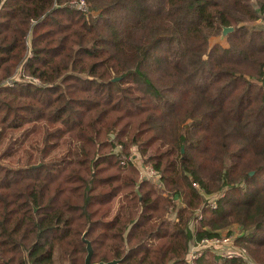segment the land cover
<instances>
[{
    "label": "trees",
    "instance_id": "16d2710c",
    "mask_svg": "<svg viewBox=\"0 0 264 264\" xmlns=\"http://www.w3.org/2000/svg\"><path fill=\"white\" fill-rule=\"evenodd\" d=\"M72 1L0 0V264H264V0Z\"/></svg>",
    "mask_w": 264,
    "mask_h": 264
},
{
    "label": "rangeland",
    "instance_id": "374dc122",
    "mask_svg": "<svg viewBox=\"0 0 264 264\" xmlns=\"http://www.w3.org/2000/svg\"><path fill=\"white\" fill-rule=\"evenodd\" d=\"M258 23H260V21H258ZM210 44L211 45L220 44L223 47L227 46L226 42H225V39H223V40L220 39V36H218L216 38H212L210 40ZM248 82L251 83V84H255V85H260V86L262 85L260 80L248 79ZM26 132H30V133L26 134ZM31 132H33V130L31 129V127H28L27 131H20V132H18V133H16L14 135V138L16 139V146L14 147L13 152H12L13 153V156H12L13 159H18L22 155H25V157H27V155L23 152V150H28V152H30L34 157H39L40 156V150H41V147H42L41 137H40V135H37V134L32 135ZM63 152H64V147L62 145L58 146L56 149H53L51 152H49V154L47 156H45L44 162L48 163L52 158L60 157V155ZM132 152L136 156L137 152H136L135 148L132 149ZM137 161L139 162V160H137ZM140 166H141V164L139 163V167ZM148 167L149 166H143V168H142V166L140 167V175L141 176H145L146 175V176L150 177V175L148 174V172H150ZM152 180L155 183H157V181L154 178H152ZM221 195L222 194H216V195L212 196L211 201L212 200H216L217 201L220 197H222ZM207 197L208 196H206V198ZM211 201L208 202V203H210V205L213 206L214 202H211ZM120 204H121V199L120 198H117V199H115L113 201L112 207H111V210H110V213H109L108 217H112L115 213H117L118 207L120 206ZM197 213H198V215H197ZM196 215H197L198 220H200L201 216L199 215V211L196 212ZM170 218L173 219L172 216ZM225 233H227V234L232 233L233 235H238L237 226L235 224H230L227 227V229H225L222 232H220L219 236H225ZM192 248H193V245L191 243L190 251H192ZM193 249H195V248H193ZM220 251H221V249L218 250V252H220ZM55 264H63V262H61L58 258H55Z\"/></svg>",
    "mask_w": 264,
    "mask_h": 264
},
{
    "label": "built area",
    "instance_id": "2783aa9c",
    "mask_svg": "<svg viewBox=\"0 0 264 264\" xmlns=\"http://www.w3.org/2000/svg\"><path fill=\"white\" fill-rule=\"evenodd\" d=\"M70 4L72 5L75 4L78 7V9H81L83 11L85 10V3L83 0H79L77 2L72 1L70 2ZM263 17H264V12H263ZM16 80L18 79L16 78ZM31 81L33 83H38V80L35 78H32ZM10 83L11 81L7 82V84ZM148 168L150 171L148 172L150 177L157 180L159 178L157 172H155L152 167H148ZM192 187H194L197 190H200V187L197 183H192ZM221 196H223V194ZM211 202H214L212 208L215 209L217 207L216 200H212ZM192 245L193 248L195 249L192 248V251H190V247H189V251L187 255V258L191 263L199 259L206 250H209L213 252L215 255H218L226 259L245 258L247 256L246 249L235 247L233 243L232 235L203 238L198 243H192ZM219 249H221L220 252H218Z\"/></svg>",
    "mask_w": 264,
    "mask_h": 264
},
{
    "label": "water",
    "instance_id": "95a60500",
    "mask_svg": "<svg viewBox=\"0 0 264 264\" xmlns=\"http://www.w3.org/2000/svg\"><path fill=\"white\" fill-rule=\"evenodd\" d=\"M233 31L232 27H224L222 28V31L220 33V39H225L226 36ZM119 78L113 79V81H117ZM184 152V147H181V153ZM39 166V165H38ZM253 172L250 173L252 175ZM88 228L84 231V233L81 236L82 242L85 244V249H86V255L84 258V264H120V260H111L108 262H97V263H91L92 255H93V249L91 243L86 239V234H87Z\"/></svg>",
    "mask_w": 264,
    "mask_h": 264
}]
</instances>
